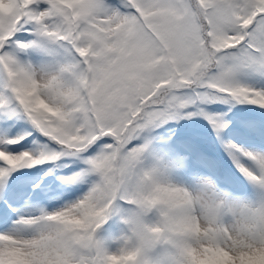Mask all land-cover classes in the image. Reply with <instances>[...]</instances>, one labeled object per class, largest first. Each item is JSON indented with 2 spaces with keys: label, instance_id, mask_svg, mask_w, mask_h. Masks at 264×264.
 <instances>
[{
  "label": "snow or ice",
  "instance_id": "obj_1",
  "mask_svg": "<svg viewBox=\"0 0 264 264\" xmlns=\"http://www.w3.org/2000/svg\"><path fill=\"white\" fill-rule=\"evenodd\" d=\"M262 110L264 0H0V264H264V232L192 223L157 132L199 116L264 167L224 139Z\"/></svg>",
  "mask_w": 264,
  "mask_h": 264
},
{
  "label": "rangeland",
  "instance_id": "obj_2",
  "mask_svg": "<svg viewBox=\"0 0 264 264\" xmlns=\"http://www.w3.org/2000/svg\"><path fill=\"white\" fill-rule=\"evenodd\" d=\"M212 108L223 111L226 106L213 105ZM184 120L185 122H183V119L176 121L179 127L165 124L157 129L159 133L158 143L173 145V142H175L171 148L162 149L170 164L168 171L172 179L178 183L196 185L204 178L215 182L218 174L228 172L231 179L227 183L228 186L218 187L227 189L232 193L250 194L252 192L251 182L237 171L234 160L239 159L249 167L252 166L251 161L239 156L238 153H235L234 150L226 147L221 140L217 139L206 120L199 116ZM184 124L188 125V135L182 129ZM193 138L197 139L198 142H195ZM252 138L240 132L229 133L228 130H225L224 139L232 140L248 150L264 152V143ZM197 146L200 147V150H195ZM193 158L197 159V162L193 163ZM225 162L227 166H225Z\"/></svg>",
  "mask_w": 264,
  "mask_h": 264
},
{
  "label": "clouds",
  "instance_id": "obj_3",
  "mask_svg": "<svg viewBox=\"0 0 264 264\" xmlns=\"http://www.w3.org/2000/svg\"><path fill=\"white\" fill-rule=\"evenodd\" d=\"M258 176L264 177V167L251 161ZM250 194L232 193L227 189L203 190L197 185H186L185 202L191 211L193 224L201 229L214 226L219 231L228 230L235 238L241 228L264 232V183L250 180ZM155 230V226L153 227Z\"/></svg>",
  "mask_w": 264,
  "mask_h": 264
},
{
  "label": "trees",
  "instance_id": "obj_4",
  "mask_svg": "<svg viewBox=\"0 0 264 264\" xmlns=\"http://www.w3.org/2000/svg\"><path fill=\"white\" fill-rule=\"evenodd\" d=\"M254 107H255V106H253V105H236V107L233 108L232 112H235L237 108H239V109L250 110V109H253ZM262 111H264V110H262ZM183 121H184V120H183ZM175 123H177V122H175ZM193 139H194V138H193ZM194 140H197V139H194Z\"/></svg>",
  "mask_w": 264,
  "mask_h": 264
},
{
  "label": "bare ground",
  "instance_id": "obj_5",
  "mask_svg": "<svg viewBox=\"0 0 264 264\" xmlns=\"http://www.w3.org/2000/svg\"><path fill=\"white\" fill-rule=\"evenodd\" d=\"M187 175H188V174H187ZM187 175H186V176H187ZM180 182H181V181H180Z\"/></svg>",
  "mask_w": 264,
  "mask_h": 264
}]
</instances>
